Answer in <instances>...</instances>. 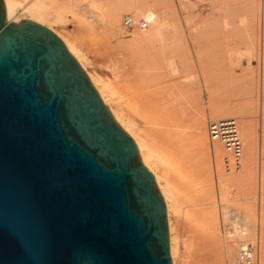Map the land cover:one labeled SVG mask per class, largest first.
I'll return each mask as SVG.
<instances>
[{"label": "water", "instance_id": "1", "mask_svg": "<svg viewBox=\"0 0 264 264\" xmlns=\"http://www.w3.org/2000/svg\"><path fill=\"white\" fill-rule=\"evenodd\" d=\"M0 264H174L135 138L49 26L0 0Z\"/></svg>", "mask_w": 264, "mask_h": 264}, {"label": "bare ground", "instance_id": "2", "mask_svg": "<svg viewBox=\"0 0 264 264\" xmlns=\"http://www.w3.org/2000/svg\"><path fill=\"white\" fill-rule=\"evenodd\" d=\"M251 2L259 10H262V29L259 28L258 30V45L259 48L262 46L261 49L264 52V0H251ZM6 3L10 21L19 22L24 18L36 20L48 25L66 42L71 52L89 73L116 119L135 138L142 159L154 172L159 188L167 202L174 264H179V256L181 255V239L184 231L181 228L183 226L182 220H185L186 229H189L191 234L193 233L190 236L187 233V237L206 239L205 241H208L212 246L204 241L206 246L209 245L206 249L209 250L211 247L212 252L206 256L207 250L203 249L202 252L205 251V253L202 254L201 252L202 257H199L200 252L198 253V261L196 260L198 263L196 264H237L240 250L248 241L249 236L246 237V235L251 236L252 233H257V208L254 203L250 202L254 198L248 197V192L257 184L258 142L254 129L255 124L252 119H249L251 114L249 112L252 109H248L242 104L244 101V104L250 101V95L255 91L252 79L256 76L251 75V80L250 74L247 75L249 78L245 77L246 75L245 78L243 77L244 81L247 78L245 83H248L244 84L248 88H244L248 90L251 87L250 91L245 90L246 93L250 92L246 95L249 97H246L247 101L244 99L237 102L229 97H226L225 100L215 97L217 92H215L212 82L215 75L213 73H221L217 69L223 66L224 70L230 61L227 62V57L225 60L223 59L224 65L223 63L220 65L221 59L218 62L221 67L216 62L215 72L214 68L213 71L207 69L209 64L210 67H215L214 65L211 66L212 62H204L207 73L204 71V64L203 68V62L198 57V42H195L197 44L192 47L189 43L185 44L186 42L182 40L186 37V30L184 31L181 26L172 22V18L180 14L174 0H6ZM193 4L190 1L183 2L181 8L188 14ZM125 11L135 13L137 18L151 13L155 15V19L149 28L140 32L136 31L132 40L118 41L119 45L118 43L115 44L116 42H110V39L119 34L122 13ZM68 12L73 13V17H78L83 24L90 25L93 28L91 29L89 26L92 31L98 27L96 22L107 21V25H104L106 27L103 26L102 30L98 27L100 31L97 32L100 35L106 32L110 41L107 40L111 46L115 44L124 47L122 52L120 49L118 52V46L114 50V45L109 47L106 38H104L106 44L103 38L101 39L106 49L107 46L111 49H107L108 61H105L107 62L105 64L107 69L110 70L109 74L102 73L101 70H95V72L89 70L84 62V51L79 46V36L70 33L64 34L50 24H63L68 20ZM191 16L192 14L186 15L187 19H190ZM63 27H65L64 24ZM103 28H106V31ZM193 32L190 31L189 33L193 35L194 40L192 36L191 39L196 41L197 34ZM102 35L105 36L106 34ZM181 45L186 50H181ZM258 45L256 46L259 51ZM230 58L232 60L233 55ZM248 65L251 66V64ZM229 66L232 67V65ZM230 67L226 69L228 70ZM210 71L212 72L210 73ZM226 73L228 71L224 72V79L226 80L238 79L243 76H226ZM262 74L261 85L264 94V70ZM239 80L241 79L239 78ZM243 80L242 83H244ZM251 81H253V88ZM205 87L210 90V96H214L210 102V107H208L210 108L211 120L239 116L244 121L242 128V137L246 145L244 168L242 173L237 174L242 167L239 171L227 172L224 164L225 174H230V176L223 177L220 182L222 197L226 204L239 202V207L224 203L226 206H223V216L226 227L234 229V233L227 230L225 238H222L219 214L215 206L217 196L214 189V164L215 162L221 164L222 160L224 161L226 157H229V154L221 143L211 139L209 118L203 102V92L207 90ZM256 89H258V85ZM255 99L254 102L260 103L257 101L258 98ZM253 106V111H257L255 113H258L261 108L264 125V96L261 100V106L256 105V103ZM246 115L249 117L247 118ZM260 172V187L263 195L264 144H262ZM232 186H236L242 192V195H237L238 198L236 199L229 197ZM260 214L258 231L262 246L260 263L264 264V206L261 207ZM174 215H177L178 221L173 219ZM185 227L183 226V229ZM194 246L195 244H193L192 249L196 251L197 248L195 249ZM187 264H192V262L187 260Z\"/></svg>", "mask_w": 264, "mask_h": 264}, {"label": "rangeland", "instance_id": "3", "mask_svg": "<svg viewBox=\"0 0 264 264\" xmlns=\"http://www.w3.org/2000/svg\"><path fill=\"white\" fill-rule=\"evenodd\" d=\"M174 3L176 5V7L178 8V11L180 12V14L178 16H174L172 18V22H174L175 25L181 26V28L185 31V35L186 37L183 38V42H186L185 44H188L192 47L194 45L197 44V49H199L198 51V57H200V59L202 60V67L204 64L205 67V63L206 62H212L211 66H215V67H210L207 66V69H212L214 68V72L216 71V66L218 64V62L222 59V62L220 61V65L223 63L224 65V60L227 58V62L229 63V65H232V67H230L227 63V67H230L229 69H234L232 71H230L229 69L227 70L226 68L223 70V66L221 67L219 64V66L221 67L220 70L221 73H213V79L214 81H212L213 85H214V90L215 92H217V94H215V97H217L218 99H223L225 100L226 97H229L230 99L232 98L233 101H243L244 99L246 100V96L247 94H250V92H247L245 90L244 87L248 88V86H244L245 81H247L245 79V81L243 80V77H248L250 74V80H251V75L256 76L258 75V79L256 77H254L252 80L254 81V87H255V91L253 92L252 95H250V101H248V103L246 102L244 104V102L242 103L244 107H248V109H252L251 111L253 112H249L250 117L248 115L247 118L249 117V119H252L253 126L255 127L254 129L256 130V136H257V142H258V165H257V184L255 186V188H251L250 192H248V197H253L254 199H251L250 202L254 203V205H256L257 208V233L254 234L252 233V235H246L249 236L247 239L248 241H252L255 243L256 248H257V264H261L260 263V256L262 254V249H261V242L259 241V216H261V207L264 206V191H263V195H262V188L260 187L261 183H260V177H261V153H262V144H264V125H263V119H262V112H261V108L259 110L258 113H255L257 111H253V104L256 103L259 104L261 106V100L264 96L263 91H262V73L264 70V52L261 43H260V48H259V42H258V35H259V28L260 30L262 29V10L258 9L257 6L253 5L251 0H196V1H190L192 5L190 12L188 14H192L190 19H187L186 15H188L187 13L184 12V10L181 8V6L183 5V2H179L178 0H174ZM222 6V7H220ZM192 12V13H191ZM185 13V14H184ZM67 18L63 24L65 25V27H63V24L61 23H50L52 24V26L58 30H60L61 32H63L64 34L66 33H70V34H77L79 36L78 42H79V46L81 48V50H83L84 54H85V59L84 62L86 64V66L88 67L89 70L95 72L96 71H100L102 73L105 74H109L110 70L107 69L108 67H106L107 65H105L107 62H105L106 60L108 61V57L106 55V51H108L110 48L109 47H113L114 45V50H117L119 52V49L121 50L120 52H122L123 49H121L120 45V40H125V41H129L132 40V38L134 37V33H136V31L140 32L143 29H139L136 28L134 30H127L124 25H123V21H124V17L126 15H134L135 17H137L135 15V13L133 12H128L125 11L124 13H122V21H121V29L119 34L113 38V39H108L109 37L107 36V33L104 32L102 34H106L104 35H100V33H98L100 30H102V27L104 25H107V21H103L101 20L99 23L96 22V26H98L100 28L97 27L95 30H91L93 29L90 25H85L86 23H82L80 21V19L74 18L73 17V13L71 14L70 12L67 13ZM71 14V15H70ZM139 17V16H138ZM142 17V16H141ZM140 17V18H141ZM81 22V23H80ZM106 22V24H105ZM98 24V25H97ZM48 26V25H47ZM91 29H90V27ZM106 27V26H104ZM98 29V30H97ZM104 30L106 28H103ZM197 34V40L193 41V35L192 33H189L190 31H193ZM96 31V32H95ZM98 31V32H97ZM106 31V30H105ZM102 32V31H101ZM193 32V33H194ZM99 34V35H98ZM195 34V35H196ZM69 35V34H68ZM184 35V36H185ZM192 36V39H191ZM103 38L104 43L106 42L108 44L107 49L104 46L105 44L103 43V41L101 40ZM106 38V41L105 39ZM186 38V39H185ZM188 38V39H187ZM110 42H116L115 44H119V45H115L112 44ZM119 41V42H118ZM188 41V42H187ZM192 42V44H191ZM195 44H194V43ZM110 43V44H109ZM189 45H187L189 47ZM260 49L258 51L257 46ZM182 46V45H181ZM183 46L186 47V45L183 44ZM183 46L181 47V50H186V48L183 49ZM189 49V48H188ZM111 50V49H110ZM186 52V51H185ZM237 52V53H236ZM263 52V53H262ZM233 53V54H232ZM260 53V54H259ZM229 54L233 55V62H231L232 60H230L232 57V55L230 56ZM236 54V56H235ZM240 54V55H239ZM199 59V61H200ZM224 59V60H223ZM250 60V62H249ZM235 61V62H234ZM201 62V61H200ZM205 62V63H204ZM217 62V64H215ZM249 62V63H248ZM207 63V65H208ZM226 63V62H225ZM248 64H251V66H249ZM105 66V67H104ZM105 69H104V68ZM203 67V68H204ZM251 67V68H249ZM103 68V69H101ZM218 68V67H217ZM263 69V70H262ZM105 70H108L107 72H103ZM222 70V71H221ZM228 71V73H226L227 75H243L242 78L241 76L239 77L241 80L238 79H224L225 75L224 72ZM235 70V72H234ZM206 67H205V70ZM209 71V70H208ZM210 71V73L212 72ZM232 72V73H229ZM209 73V72H208ZM211 75V74H210ZM248 75V76H247ZM244 77V78H245ZM249 78V77H248ZM212 79V80H213ZM256 82H255V80ZM243 80L244 83H242L241 81ZM249 80V79H248ZM249 80V81H250ZM248 81V82H249ZM253 81H251V86L253 85ZM248 84V83H247ZM258 85V89H256ZM250 87V85H249ZM253 88V86H252ZM205 89H207L205 87ZM251 87L248 89L250 91ZM247 90V91H248ZM253 89L251 90L252 93ZM212 92V91H211ZM210 90H204L203 92V102L205 105V108L207 109L206 112L208 114V118L210 119L209 116V111H210V102H212V98H214V96H210ZM258 95V96H257ZM256 96V97H255ZM228 98V99H229ZM249 98V97H248ZM258 98L257 101L258 102H254V99ZM227 99V98H226ZM235 99V100H234ZM249 100V99H248ZM256 100V99H255ZM247 101V100H246ZM254 102V103H253ZM253 103V104H252ZM241 104V105H242ZM253 107H252V106ZM252 107V108H251ZM257 109V107H256ZM255 110V108H254ZM261 112V113H260ZM248 114V113H247ZM258 115V116H257ZM231 117H235L239 120L240 122V126H241V133H242V128H243V119L242 117H237V116H231ZM230 117V118H231ZM208 122L210 123V121H212L211 119ZM251 121V122H252ZM208 123V125H209ZM243 135V134H242ZM244 139V138H243ZM213 141V140H212ZM245 142V141H244ZM246 146V145H245ZM244 158H245V151H244V156H243V162H242V169L241 171H239L237 174L242 173V170L244 168ZM217 162H215L214 164V189L216 192V196H217V203L215 204L217 210H218V214H219V220H220V227H221V234H222V238H225V232H227L229 227H226V223L224 220V216H223V210L224 207L227 204H230L231 206H237L239 207V202H231V203H227L225 202V199L222 197V192H221V186H220V182L222 180L223 177L226 176H230V174H225V169H224V164H225V159L224 161L222 160L221 164H216ZM242 192H240L238 190V188L236 186H232L231 188V193L229 194L230 198L236 199L238 198L237 195L240 194V196ZM256 196V199H255ZM224 201V202H223ZM262 201V202H261ZM224 203L226 204L224 206ZM256 203V204H255ZM224 206V207H223ZM260 214V215H259ZM174 220L178 221L177 219V215H174ZM181 224L185 227L186 223L185 220L181 221ZM183 226H181L183 231V237L181 239V255L179 256V264H187V260L190 261V263L192 262V264H196L198 263V256L200 254L199 257H202L201 252L203 251V249L205 250L209 245L211 246V244H209L208 241L205 240H200L199 238H194L191 239L189 241L190 238L192 237H187L190 235H193V233L191 234V232H189V229H186V227L183 229ZM187 226V225H186ZM188 228V227H187ZM186 230H188V232H186ZM188 233V234H187ZM205 236V234H204ZM257 237V239H255ZM185 238V239H183ZM188 238V239H187ZM204 238V237H203ZM258 240V241H256ZM208 242V246H206L204 244ZM190 244H195L194 248L196 249V251H194V249H192V246H190ZM212 247V246H211ZM206 249V256H208V253L212 252V248ZM190 248V250H189ZM205 250V251H206ZM204 251V253H205ZM200 252V253H199ZM261 252V253H260ZM199 253V254H198ZM202 252V254H204ZM198 254V255H197ZM189 258H187V257ZM204 256V255H203ZM205 256V257H206ZM186 257V258H185ZM197 260V261H196ZM236 264V263H234Z\"/></svg>", "mask_w": 264, "mask_h": 264}, {"label": "built area", "instance_id": "4", "mask_svg": "<svg viewBox=\"0 0 264 264\" xmlns=\"http://www.w3.org/2000/svg\"><path fill=\"white\" fill-rule=\"evenodd\" d=\"M179 2L196 0H178ZM155 19V15L147 13L146 16L137 18L134 15H126L123 25L127 30L147 29ZM209 133L213 141L221 143L229 154L225 159L227 172L239 171L242 167V159L245 151V142L241 133L240 122L237 118L212 120L209 123ZM234 233L233 228H228ZM232 233V234H233ZM231 236V234H230ZM238 257L237 264H257V248L254 242L246 241Z\"/></svg>", "mask_w": 264, "mask_h": 264}]
</instances>
